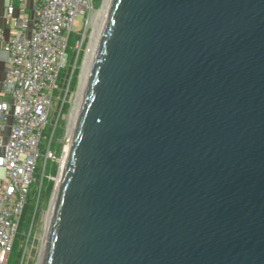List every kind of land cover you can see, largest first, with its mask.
<instances>
[{
    "label": "water",
    "instance_id": "95a60500",
    "mask_svg": "<svg viewBox=\"0 0 264 264\" xmlns=\"http://www.w3.org/2000/svg\"><path fill=\"white\" fill-rule=\"evenodd\" d=\"M56 191L41 264H264V0H111Z\"/></svg>",
    "mask_w": 264,
    "mask_h": 264
},
{
    "label": "built area",
    "instance_id": "2783aa9c",
    "mask_svg": "<svg viewBox=\"0 0 264 264\" xmlns=\"http://www.w3.org/2000/svg\"><path fill=\"white\" fill-rule=\"evenodd\" d=\"M18 2L17 15L12 3L6 5V20L13 27L11 37L5 38L0 31L7 62L0 82V264L10 263L30 197L39 201L48 162L57 163V178L63 167L69 139L57 156L51 148L53 137L70 102L74 73L85 60L83 50L92 34L88 36V30L92 27L93 31L97 13L94 0ZM79 16L85 17L83 32L72 47L70 63L69 44ZM68 66L70 72L61 86L62 72ZM54 99L58 110L48 138ZM37 208L38 203L33 221ZM26 246L19 264L25 262Z\"/></svg>",
    "mask_w": 264,
    "mask_h": 264
},
{
    "label": "rangeland",
    "instance_id": "374dc122",
    "mask_svg": "<svg viewBox=\"0 0 264 264\" xmlns=\"http://www.w3.org/2000/svg\"><path fill=\"white\" fill-rule=\"evenodd\" d=\"M101 6H102V0L101 1L100 0H94V7L97 10V13H96L95 19H94L93 24H92L93 27H94V23L96 21V18L98 17ZM84 21H85V17L79 16L78 17V24L74 27L75 33L72 34L70 44H69L70 47L68 50L69 61H71V58L73 56V48L72 47L75 44L76 40L78 39L79 35L83 32ZM88 31H89V33H88V36H89L92 32V27ZM88 42H89V37H88L87 43ZM87 43H86L84 50H83L84 51V57H85V53H86ZM83 65H84V62H83ZM83 65H82V62L79 65V73H78V77H77V83L75 82L76 72L74 73L72 87H74L73 86L74 82L76 83V85H75V88L70 95V98H69V101H70L69 102V109L67 111H64V115L60 118L59 123H58L57 128H56V131H55V135L53 137V144H52L51 148L55 154H58L59 151L61 150L62 145L67 144L68 139L71 138L68 135V126H69V122H70V118H71V112H72V109L75 105V101H76L77 96H78V90H79V86H80L79 80H80V76L82 73ZM57 103H58L57 99H54L51 117H50L51 128H48L46 131V135L48 136V138L51 135L52 123L56 120V115H57V110H58ZM56 170H57V163L53 162V161H49L47 164V172H46L47 178L50 179L51 175L54 174ZM57 172H56L55 176H53L54 177V179H53V190H52L51 194L48 197H42V199L40 201H37V198L35 197L36 199L34 200L33 205L36 206L37 203L39 204L38 205L39 209H38V214L36 216V219L33 222V217H34V212H33L31 219L28 218L25 225H23V227L20 230V233L25 236V240L24 241L17 240V244H18L19 248L23 249V251H24L25 246H26V240L28 238V235L31 234L29 244H27V246H26V254L27 255H26L24 264H38L42 260L44 238L46 235V225H47L46 223L48 220L50 207L52 205V201L54 198V193H55L56 188H57V183H56L57 179H58L57 178ZM32 222H33V225H32ZM31 225H32V227H31ZM22 256H21V258H22ZM21 258L19 260V263L21 261ZM17 259L18 258L13 254L11 256V260H10L9 264H16Z\"/></svg>",
    "mask_w": 264,
    "mask_h": 264
},
{
    "label": "bare ground",
    "instance_id": "6f19581e",
    "mask_svg": "<svg viewBox=\"0 0 264 264\" xmlns=\"http://www.w3.org/2000/svg\"><path fill=\"white\" fill-rule=\"evenodd\" d=\"M110 4H111V0H103L101 9H100L99 14H98V17L96 18V21L94 23L93 31H92V34H91L90 44H89V46L87 48L86 57H85V60H84V65H83L82 73H81V76H80V86H79V90H78V96H77V99L75 101V105H74V107L72 109V112H71V118H70V122H69V126H68V135L71 138L69 139V144L67 146L66 156L63 159V167H62L61 172H60V174L58 176V179H57V190H58V188H59V186L61 184V181H62L63 172H64V168H65V165H66V161H67V156H68V153H69L71 140H72V137H73V134H74V131H75V127H76L77 120H78V117H79V113H80V110H81V106H82V102H83V99H84L86 87H87V84H88V79H89V76H90L91 67H92V64H93V61H94V57H95V54H96V50H97V47H98V43H99L100 37L102 35V31H103L104 25H105V22H106V18H107V15H108ZM56 199H57V191L54 193V198H53V201H52V205L50 207L48 220H47V223H46L47 225H46V235H45V238H44V245H43L44 247H45V245L47 243V236H48L49 229H50V224H51L52 215H53L55 204H56ZM44 247H43V249H44ZM42 257H43V252H42ZM41 263H42V260L38 264H41Z\"/></svg>",
    "mask_w": 264,
    "mask_h": 264
},
{
    "label": "trees",
    "instance_id": "16d2710c",
    "mask_svg": "<svg viewBox=\"0 0 264 264\" xmlns=\"http://www.w3.org/2000/svg\"><path fill=\"white\" fill-rule=\"evenodd\" d=\"M101 1V0H100ZM71 40V39H70ZM72 61V59H71ZM70 61V63H71ZM70 72V66H68V68H66L63 72H62V75H61V79H60V85L62 86L63 83H64V80L65 78L68 76ZM76 79H75V82L77 83V75L79 73V69H77L76 71ZM74 82V87H72V90H74L75 88V85L76 83ZM69 109V104H67L65 106V111H67ZM62 148V147H61ZM61 153V150L59 151L58 154H56L57 156H59ZM57 170L55 171L54 174L51 175V178H45L44 181H43V185H42V188H41V193H40V198H39V201L42 199V197H48L52 190H53V179L52 177L55 176ZM35 191H36V188L35 186L33 187V194H35ZM35 199H33L32 197H30V201H29V204L27 205L26 209H25V212H24V216L22 218V221H21V225H20V230L21 228L23 227V225H25L26 221L28 218L31 219V216L34 212V209H35V205H33V202H34ZM39 205V204H38ZM38 209L37 208V211H36V214H35V218L34 220L36 219V216L38 214ZM34 222V221H33ZM17 240L19 241H24L25 240V236L23 234H19L17 239H16V242H15V245H14V249H13V252H12V255L14 254L18 259L16 261V264L19 263V260L21 258V256L23 255V249L22 248H19L18 244H17ZM34 252V251H33ZM11 255V256H12Z\"/></svg>",
    "mask_w": 264,
    "mask_h": 264
},
{
    "label": "crops",
    "instance_id": "0c3cea01",
    "mask_svg": "<svg viewBox=\"0 0 264 264\" xmlns=\"http://www.w3.org/2000/svg\"><path fill=\"white\" fill-rule=\"evenodd\" d=\"M8 3H12L16 7V15L20 11V3L18 0H1L0 1V31H3L4 37L9 38L12 35L13 27L6 20V5ZM30 12L29 10H27ZM3 42L0 38V82L3 80L5 76V71L7 67V62L5 59V54L3 52Z\"/></svg>",
    "mask_w": 264,
    "mask_h": 264
}]
</instances>
